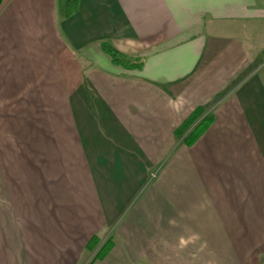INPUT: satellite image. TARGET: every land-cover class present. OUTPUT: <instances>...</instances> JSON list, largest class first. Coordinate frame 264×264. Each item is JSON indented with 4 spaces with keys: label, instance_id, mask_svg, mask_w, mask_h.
<instances>
[{
    "label": "crops",
    "instance_id": "0c3cea01",
    "mask_svg": "<svg viewBox=\"0 0 264 264\" xmlns=\"http://www.w3.org/2000/svg\"><path fill=\"white\" fill-rule=\"evenodd\" d=\"M63 6L0 5V264H264V0Z\"/></svg>",
    "mask_w": 264,
    "mask_h": 264
},
{
    "label": "trees",
    "instance_id": "16d2710c",
    "mask_svg": "<svg viewBox=\"0 0 264 264\" xmlns=\"http://www.w3.org/2000/svg\"><path fill=\"white\" fill-rule=\"evenodd\" d=\"M2 2L3 0H0V5ZM77 6H78V0H64L63 13L65 18H68L69 16L74 14V12L77 9ZM99 47L101 52L109 58L110 62L113 65L119 66L126 70L140 71L142 69V61L140 58L123 55L118 51H116L107 42L100 43ZM203 114L204 111L202 108L195 109L188 116L187 120H185L183 124L175 131V135L177 137L183 136L182 140L186 146L189 147L192 146L211 124L212 118L208 116L204 118L202 117ZM193 126H196L195 129L189 135L185 136L187 130ZM99 243H100L99 238L93 236L86 244L85 250L89 252H93L95 251V249H97ZM112 247H113L112 240L107 239L102 245H100L98 251L96 252L95 256L92 258L90 264L103 260L110 252Z\"/></svg>",
    "mask_w": 264,
    "mask_h": 264
},
{
    "label": "rangeland",
    "instance_id": "374dc122",
    "mask_svg": "<svg viewBox=\"0 0 264 264\" xmlns=\"http://www.w3.org/2000/svg\"><path fill=\"white\" fill-rule=\"evenodd\" d=\"M252 39H253V41H254V43L256 44V45H258V46H261V44H263L264 43V23H260V24H254V26L252 25ZM204 111V110H203ZM205 113V112H204ZM210 117L209 115H205V114H203V116L202 117ZM188 118V117H187ZM185 120H187V119H185ZM184 120V121H185ZM183 121V122H184ZM183 124V123H182ZM181 124V125H182ZM195 127L196 126H193V127H191V128H189L188 130H187V133L185 134V136L186 135H189L194 129H195ZM109 239V238H108ZM100 240V239H99ZM107 240V239H106ZM105 240V241H106ZM104 241V242H105ZM104 242H101V240H100V243H99V245H98V247H97V249H95V251H93L92 252V258L95 256V254H96V252L98 251V248L100 247V245H102ZM92 260V259H91Z\"/></svg>",
    "mask_w": 264,
    "mask_h": 264
}]
</instances>
